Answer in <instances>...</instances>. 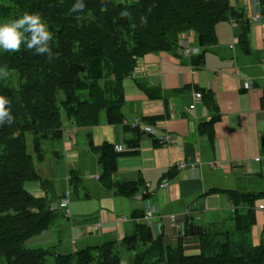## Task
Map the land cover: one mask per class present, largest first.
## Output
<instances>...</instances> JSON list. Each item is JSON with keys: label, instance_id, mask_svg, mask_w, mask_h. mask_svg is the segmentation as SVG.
<instances>
[{"label": "crops", "instance_id": "1", "mask_svg": "<svg viewBox=\"0 0 264 264\" xmlns=\"http://www.w3.org/2000/svg\"><path fill=\"white\" fill-rule=\"evenodd\" d=\"M259 1L261 19L254 22L255 0H229L235 15L217 25V42L202 49L200 66H194L196 58L177 51L145 55L123 81L122 123L104 120L81 128L66 120L60 140L44 141V156L36 163L40 180L26 183L24 189L35 198H46L50 208L68 193L70 216L57 212L35 249L73 255L116 243L118 251H128L123 240L143 225L165 246L182 242L188 255H197L201 240L193 228L221 237L235 231L241 215L249 225L245 236L254 247L261 245L264 0ZM246 31L248 52L240 43ZM179 42L183 48L199 47L194 31L182 34ZM247 82L252 83L250 89ZM196 93L205 98L191 109ZM214 118L211 132L202 128ZM134 119L140 120L141 128L131 127ZM147 127L159 136L169 135L172 144L159 143L145 131ZM105 145L123 148L115 150L116 171L109 180L103 178L100 163L99 149ZM164 182L169 188H161ZM128 183L138 184L136 196L117 193V186ZM243 195L261 197L252 208L247 202L235 207V196ZM149 213L150 222L145 219ZM133 255L122 258V263L131 262Z\"/></svg>", "mask_w": 264, "mask_h": 264}, {"label": "trees", "instance_id": "2", "mask_svg": "<svg viewBox=\"0 0 264 264\" xmlns=\"http://www.w3.org/2000/svg\"><path fill=\"white\" fill-rule=\"evenodd\" d=\"M75 3L0 0V20L17 19L24 12L39 14L52 33L53 52L49 58L22 46L16 52L0 53V67L8 72L0 79V95L9 98L13 116L11 124L0 125V259L5 264H123L116 243L73 255L27 248L31 238L50 229L57 212L46 198L27 193L24 185L40 180L36 163L44 156L43 143L60 140L66 120L81 128L104 120L122 123L123 81L145 55L177 51L179 37L190 31L196 32L201 49L214 46L217 25L235 15L229 0H83V10L72 13ZM240 43L248 52L247 31ZM193 64H203V56ZM10 74L17 77V86L8 81ZM216 120L202 128L211 132ZM99 152L103 178L109 180L116 171L117 154L111 145ZM138 190L136 183L117 186L118 194L129 197ZM260 197L235 196L234 206L247 202L252 208ZM243 218L236 217L235 231L221 237L198 235L197 255H188L182 242L165 246L148 227L139 225L134 235L123 240L134 253L128 264H264V238L254 247L245 236L249 225Z\"/></svg>", "mask_w": 264, "mask_h": 264}, {"label": "clouds", "instance_id": "3", "mask_svg": "<svg viewBox=\"0 0 264 264\" xmlns=\"http://www.w3.org/2000/svg\"><path fill=\"white\" fill-rule=\"evenodd\" d=\"M84 8L83 0H76L70 11L77 13ZM127 13H122L126 15ZM52 33L47 23L37 13L24 12V14L11 20H0V53L16 52L23 46L25 51L31 50L36 54H47L52 58L53 52L49 46ZM8 72L0 67V79L6 77ZM13 116L10 110V100L0 95V125L11 124Z\"/></svg>", "mask_w": 264, "mask_h": 264}, {"label": "built area", "instance_id": "4", "mask_svg": "<svg viewBox=\"0 0 264 264\" xmlns=\"http://www.w3.org/2000/svg\"><path fill=\"white\" fill-rule=\"evenodd\" d=\"M255 9H254V16H253V21L254 22H260L261 19V11H260V4H259V0H255V5H254ZM180 54L183 56H187L189 58L194 57V56H199L201 54L200 49L198 48H189V47H184L183 50L180 51ZM246 89H250L252 87V83L251 82H247L245 84ZM203 99V95L201 93H196L195 97H194V101L195 103L193 104V106H191V109H195L196 105L198 104V102L202 101ZM131 127L134 129H139L141 128V122L139 119H134L131 122ZM146 132L150 133L151 135H153L154 137H156L157 141L161 144H172V139L170 138L169 135H163V136H159L157 134V131L147 127L145 129ZM115 150L117 152H123V148L122 147H115ZM97 179H99V177L97 176ZM162 189H167L169 188V183L168 182H164L161 186ZM69 205V194H66V197L62 200L61 206L66 208ZM153 214L149 213L145 216V219L148 220L149 222L151 221ZM176 216H172V220L175 221ZM124 221H128L126 219H124ZM179 230H182V228L180 226H178Z\"/></svg>", "mask_w": 264, "mask_h": 264}, {"label": "rangeland", "instance_id": "5", "mask_svg": "<svg viewBox=\"0 0 264 264\" xmlns=\"http://www.w3.org/2000/svg\"><path fill=\"white\" fill-rule=\"evenodd\" d=\"M8 81L10 82L11 85L17 86L18 82H17V77L15 75L10 74L8 76ZM45 233L43 234H39L33 238H31L28 243H26V247L29 249H35L34 247H40L39 243L41 241V239H44ZM48 250V249H47ZM119 255L126 259L127 256L132 255L134 253L129 252V251H125V249L121 248L118 251ZM0 264H5V261L3 259H0Z\"/></svg>", "mask_w": 264, "mask_h": 264}, {"label": "water", "instance_id": "6", "mask_svg": "<svg viewBox=\"0 0 264 264\" xmlns=\"http://www.w3.org/2000/svg\"><path fill=\"white\" fill-rule=\"evenodd\" d=\"M81 70H82L83 72H85V69H84V68H81ZM192 232H193V233H196L197 235L206 234V231L201 230L200 228H193Z\"/></svg>", "mask_w": 264, "mask_h": 264}]
</instances>
